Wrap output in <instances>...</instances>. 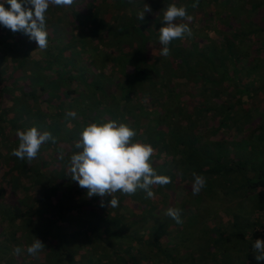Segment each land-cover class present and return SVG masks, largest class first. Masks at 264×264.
Here are the masks:
<instances>
[{
	"label": "trees",
	"instance_id": "16d2710c",
	"mask_svg": "<svg viewBox=\"0 0 264 264\" xmlns=\"http://www.w3.org/2000/svg\"><path fill=\"white\" fill-rule=\"evenodd\" d=\"M75 1L80 8L50 5L45 14L46 50L23 33L0 25V225L17 220L33 224L30 233L45 245L43 264H146L148 258L140 261L139 245L151 256L157 254L152 264H170L174 256L162 246L167 240L161 236L165 228L146 236L141 232L154 224L159 208L188 206L184 192L191 189L195 172L206 180L203 192L215 186L218 204L234 197L231 202L238 206V215L221 209L231 231L217 225L206 228L211 233L202 238L204 248L194 244L195 258L201 257L202 264H264L255 259L252 248L260 234L258 222L240 224L237 219L250 212L264 214V171L255 172L247 165L251 161L229 154V141L206 135L235 128L236 105L246 92L240 83L241 61L252 57V38L242 33L248 17L245 6L261 0H199L197 8L191 7L195 0ZM146 3L152 12L141 21L138 13ZM172 3L187 6L192 20L182 22L188 23L193 35L172 41L170 54L164 57L159 28L163 9ZM53 10L64 16L62 20L61 15L47 19ZM61 26L68 35L62 36ZM183 95L190 97L192 106L179 102ZM109 120L132 127L134 141L153 147L150 162L157 174L171 178L167 185L153 186V198L145 199L143 191L117 192L119 206L108 208L110 196L89 198L87 190L71 179L70 157L78 151L80 131L90 123ZM30 127L56 138L55 143H44L31 163L11 155L19 144L17 130ZM175 180L182 194L172 192ZM225 183L232 188L224 189ZM30 189L33 197L27 203ZM13 190L23 195L19 203L10 201ZM101 199L106 208H101ZM148 208L155 213L145 220ZM171 223L177 230L182 226ZM11 238L15 241L13 234ZM228 241L234 246L231 252L225 245ZM179 249L176 254L183 263L189 247Z\"/></svg>",
	"mask_w": 264,
	"mask_h": 264
},
{
	"label": "clouds",
	"instance_id": "9594fccd",
	"mask_svg": "<svg viewBox=\"0 0 264 264\" xmlns=\"http://www.w3.org/2000/svg\"><path fill=\"white\" fill-rule=\"evenodd\" d=\"M75 0H0V25L13 33L21 32L37 43V48L46 50L48 47V32L45 28L46 12L50 5L71 7ZM8 5V7H5ZM199 6V0L191 5ZM146 12H152L146 3L138 19L143 20ZM192 17L187 6L169 4L163 9L161 27L159 28L160 55L170 54L169 45L177 39L193 35L188 23ZM68 115L75 117V112ZM19 144L11 155L31 163L38 156L41 146L46 142H56L49 131H39L36 127L17 130ZM135 130L125 123L109 120L104 123H90L83 127L79 139L75 143L78 151L70 157L69 173L71 179L77 181L81 188L87 190V196H110L108 208L119 206V200L114 195L119 192L124 195H134L137 191L145 193V199L153 198V186H163L171 183L167 175L157 174L152 167L151 157L154 152L150 144L134 141ZM63 152L60 159H63ZM191 185L193 195H198L204 188L206 180L195 172ZM101 206L104 200L101 199ZM165 215L172 218L178 225L183 223L179 208H168ZM45 248L44 243L35 238L26 249L15 247L13 254L20 256L25 251L29 256L38 257ZM253 252L257 261H264V239H255Z\"/></svg>",
	"mask_w": 264,
	"mask_h": 264
},
{
	"label": "rangeland",
	"instance_id": "374dc122",
	"mask_svg": "<svg viewBox=\"0 0 264 264\" xmlns=\"http://www.w3.org/2000/svg\"><path fill=\"white\" fill-rule=\"evenodd\" d=\"M256 3H258L256 6L253 4H250V6L249 4L245 6L244 13L247 14L248 17L247 19H245L244 22L245 26H243L244 30L242 31V33L243 36L252 38L253 41L251 44L252 57L251 58L248 57L241 61L243 65L241 69L242 77L240 83L243 88L245 87V91L247 93L245 92L242 95L240 104L236 105L237 116L233 120L235 124L234 125L235 128L221 129L218 131L216 135L210 134L208 132L206 133V135L210 139L216 137V138H220V140L225 139L229 141L228 147L230 148L232 147L230 149L229 154H233V156H235L234 154H238L239 157H241L242 159H247L251 161L247 165L248 166L251 165L252 168L255 170V172L258 170L264 171V2L261 0V2H256ZM80 7L81 6H79V4L74 5V8H80ZM67 12L68 9L62 10V14L64 16L68 15ZM60 15L61 14H58L56 11L53 10L49 12V16L47 17V19L54 20L55 17H59ZM64 16L62 15L60 16L61 20ZM63 26H66L67 28V25L63 24ZM66 28L62 27L60 29L61 34H63L62 36L68 35L67 33L68 31ZM189 98L190 97L183 95L182 99H179V102L180 103L184 102L186 107L192 106L193 102L190 101ZM200 127L203 129L205 127V124L201 125ZM219 133L220 135H218ZM247 165L245 166L246 169L244 167L245 174L248 171ZM173 186L174 187L171 188L172 192H175L177 195L183 193L180 185L176 184V180ZM225 186L226 188L224 189L228 190L232 188L233 185H227V183H225ZM215 190H216L215 186L210 188V190L207 191L206 193L203 192V190H201L199 193L200 199L199 202L197 203L193 201V199L197 195H193L191 189H188L187 191L184 190L186 191L184 193L187 194L186 199L188 202V206L187 207L185 206L183 209L180 208L182 214L181 216L184 217L182 219L183 220L182 226L181 227L178 226L179 227L178 230L174 225L171 226L172 225L171 222L173 221V219L165 215L167 209L161 211L159 208L156 211L157 214L155 217L156 222L154 221V224L152 225L145 224L146 226L149 227L145 228L146 230L145 232L144 229L142 230L141 234L143 236H146L145 234H151V233L156 234L158 232L159 227L165 228L163 230H165L166 233L163 234L162 232L161 236H163V238L165 237L167 240L162 244V246L166 245L169 255L174 256V261L170 264H202L201 257L195 258L196 253L194 251L195 249L194 244L202 245L204 248V241L202 238H206L211 233V231H207L206 228L208 227L210 228L212 227V225L214 226L217 225L219 226V229H221L224 232H227L226 230H230L229 227L230 220L225 213L237 212L236 208L238 206L236 207V205L233 202H231V200L235 201L234 197H232L231 200L224 199V202L218 204L216 201V195H215L216 192L214 193ZM26 195H27L26 197L27 203H31L33 197V189L32 190L30 189L29 193L28 194L26 193ZM22 196L23 195L21 192H18V190L15 191L13 190L12 193L10 194V201L12 200L13 203H19L20 199H22ZM174 203L176 202H172L171 205H173ZM178 203H176V206L178 205ZM245 205L246 207L249 206L247 204ZM106 207L101 206L102 209ZM226 207L228 209H226V212L225 211L223 212L221 209ZM172 208L175 207L172 206ZM240 211H242L241 208ZM151 212L152 211L150 210V208H148V210L144 209L145 220L147 219L148 214ZM152 213L155 212L153 211ZM214 213H217L216 216L214 215ZM76 217L80 218L82 217V214L77 213ZM87 217L89 218V216ZM244 218H246L245 219L246 222L244 221ZM237 219L240 223L245 222L243 224H247L248 222L247 220H254L255 222L264 221L263 215L259 214L258 212H250L247 213L246 216L239 215ZM18 222L19 221L17 220L14 222L13 225H8L6 223H2L0 225V264H43L42 262L43 259L41 254L42 252L39 253L38 257L29 256L26 253V251L20 256H16L13 254V249L15 247L19 246L26 249L27 246H29L36 238L35 236L33 237V234L30 233L31 232L30 228H32L33 224L23 225L22 223H18ZM169 227L172 229L170 230ZM245 227H249V226L246 225ZM68 228L69 226H66L65 229L67 230ZM172 230H174L176 234L174 238V242L172 236L175 234ZM170 231L172 233H169ZM11 234H13V236L15 237L14 238L15 241L12 240ZM196 235L198 236L200 235V238H196ZM88 237L92 238L91 235H88ZM17 240L20 242H17ZM230 240L233 239L231 238ZM94 243L95 241L92 240L90 245H94ZM225 245L228 248H230V252L234 248L233 243L230 241L225 243ZM179 246L189 247V249L187 250L188 253H186L185 255L183 253V259H185L183 263L181 259L178 260L179 257L176 254V251L180 250ZM138 248L141 249L140 261L142 262L147 261L145 259L148 258L149 261L146 262V264H152V261L155 258H157V254L154 255L155 257L151 256L152 254H150V251L147 247L139 245ZM183 249L185 250V247L181 248V250ZM78 252L80 253L83 252V249L79 247ZM210 256L212 255L210 254ZM223 258L224 256L221 257V259ZM78 262L79 261H77V264ZM159 264H161V262H159Z\"/></svg>",
	"mask_w": 264,
	"mask_h": 264
},
{
	"label": "crops",
	"instance_id": "0c3cea01",
	"mask_svg": "<svg viewBox=\"0 0 264 264\" xmlns=\"http://www.w3.org/2000/svg\"><path fill=\"white\" fill-rule=\"evenodd\" d=\"M235 213H237V212H235ZM259 214H261V215H263V217H264V214L260 211V212H258ZM238 215V214H237ZM243 223H245V222H243ZM243 223H240V224H243ZM258 230L260 231H258L260 234L257 236V238H259V239H264V221H262V222H259L258 221ZM246 228V230H248L247 229V227H245ZM248 228H250V226L248 227ZM227 232L226 233H228L229 231H231V230H226ZM256 238V239H257ZM254 242V241H253Z\"/></svg>",
	"mask_w": 264,
	"mask_h": 264
}]
</instances>
